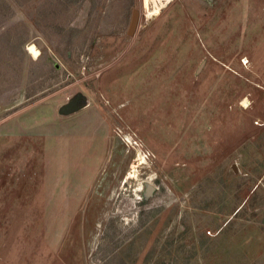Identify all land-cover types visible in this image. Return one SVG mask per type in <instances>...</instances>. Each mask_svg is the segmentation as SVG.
Wrapping results in <instances>:
<instances>
[{"label": "rangeland", "instance_id": "obj_1", "mask_svg": "<svg viewBox=\"0 0 264 264\" xmlns=\"http://www.w3.org/2000/svg\"><path fill=\"white\" fill-rule=\"evenodd\" d=\"M144 6L0 0V264H264V0Z\"/></svg>", "mask_w": 264, "mask_h": 264}, {"label": "water", "instance_id": "obj_2", "mask_svg": "<svg viewBox=\"0 0 264 264\" xmlns=\"http://www.w3.org/2000/svg\"><path fill=\"white\" fill-rule=\"evenodd\" d=\"M139 18H140V12L138 10H133L131 22L128 29L129 35L136 34V31L138 29ZM87 106H88L87 97L84 94L79 93L76 96H74L71 100H69L66 104H64L60 108L59 113L64 116H68L86 108ZM233 169L237 171L235 167H233ZM153 191H154V187L152 185H149L147 187V196H150Z\"/></svg>", "mask_w": 264, "mask_h": 264}, {"label": "bare ground", "instance_id": "obj_3", "mask_svg": "<svg viewBox=\"0 0 264 264\" xmlns=\"http://www.w3.org/2000/svg\"><path fill=\"white\" fill-rule=\"evenodd\" d=\"M144 3H145V6L144 7L148 10L149 9V0H144ZM29 52L31 54H33L35 57L38 55V50L36 49L35 46H30L29 47Z\"/></svg>", "mask_w": 264, "mask_h": 264}]
</instances>
